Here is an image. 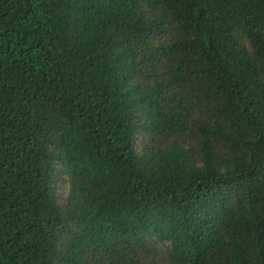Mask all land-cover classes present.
<instances>
[{
	"label": "trees",
	"instance_id": "trees-1",
	"mask_svg": "<svg viewBox=\"0 0 264 264\" xmlns=\"http://www.w3.org/2000/svg\"><path fill=\"white\" fill-rule=\"evenodd\" d=\"M0 264H264V0H0Z\"/></svg>",
	"mask_w": 264,
	"mask_h": 264
},
{
	"label": "rangeland",
	"instance_id": "rangeland-1",
	"mask_svg": "<svg viewBox=\"0 0 264 264\" xmlns=\"http://www.w3.org/2000/svg\"><path fill=\"white\" fill-rule=\"evenodd\" d=\"M65 190H66V189H65V186H62V185H61V194H63V193L65 192Z\"/></svg>",
	"mask_w": 264,
	"mask_h": 264
}]
</instances>
